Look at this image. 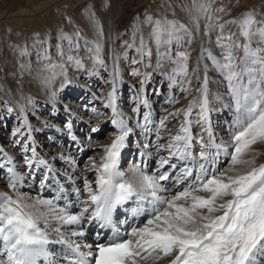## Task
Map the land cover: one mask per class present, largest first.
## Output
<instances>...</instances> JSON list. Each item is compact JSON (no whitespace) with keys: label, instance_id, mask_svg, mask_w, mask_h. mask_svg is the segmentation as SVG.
Listing matches in <instances>:
<instances>
[{"label":"snow or ice","instance_id":"6c2138e0","mask_svg":"<svg viewBox=\"0 0 264 264\" xmlns=\"http://www.w3.org/2000/svg\"><path fill=\"white\" fill-rule=\"evenodd\" d=\"M216 3L193 0L191 9L185 7L196 13L190 16L191 27L176 19L146 16L144 22L151 26L147 38L141 33L138 44L127 45L139 54L132 63L149 68L154 44L155 67L165 62L173 65L168 73L170 87L179 85L181 92L191 94L193 78L198 84L186 107L158 121L147 98L137 97L133 111L144 142L137 143L142 159L129 172L121 168V155L134 128L117 106L118 67L105 104L111 109L110 122L116 132L98 161L89 158L86 170L95 174V180L83 175L81 190L74 187L73 177H66L74 188L75 203L53 167L38 155L31 126L22 117L26 134L18 128L13 144L21 151L24 172L18 171L13 157L0 152L4 158L0 170L9 189L0 191V264H160L163 260L168 264H264V163H256L260 153L253 147L264 144V19L257 20L249 11L221 23L218 14L228 9L223 4L215 7ZM233 24L237 31L229 34ZM201 31L209 41L216 36L219 56L201 45L190 72V53L182 49ZM62 39L68 41V49L57 45L61 63L53 62L47 48L36 54L45 84L58 75L66 78L68 65L85 69L79 55L83 37L65 34ZM174 46L181 50L173 53ZM84 48L93 67H106L101 44L84 40ZM210 67L221 77L218 83L225 94L210 89ZM133 75L141 73L134 70ZM148 76L144 73L145 80ZM166 102L174 106L179 99L170 96ZM217 102L232 112L227 139L214 130ZM141 106L148 109L142 118ZM20 111H25V105ZM92 111L103 115L95 108ZM173 121L179 124L175 132L169 128ZM150 147L157 154L166 153L159 155L151 173L147 171ZM61 158L75 167L72 158ZM26 179L32 184L38 180L35 195L21 190ZM53 185L55 195L45 197L43 193ZM90 228L96 229L94 243L85 239Z\"/></svg>","mask_w":264,"mask_h":264},{"label":"rangeland","instance_id":"374dc122","mask_svg":"<svg viewBox=\"0 0 264 264\" xmlns=\"http://www.w3.org/2000/svg\"><path fill=\"white\" fill-rule=\"evenodd\" d=\"M41 1H43V3H44L45 1L48 2L49 0H0V10H2V11H15L18 8L30 9V7L34 3L41 2ZM97 1H99V0H97ZM244 1L245 0H221V2H222L221 4L225 5L227 8L232 9L234 18H237V17L239 18V16H241L243 13H245L250 8V5L252 3V0L249 2H246V1L244 2ZM109 2H110L109 9H112V10L116 9L117 5H120V4L124 5L125 9L128 11V14H126L127 19L135 18L136 15L134 13L140 7L139 6V0L138 1L137 0H109ZM221 4H220V6H221ZM55 7H57V5ZM54 8H52V9H54ZM77 8H79V6ZM254 8H256V7H253V9ZM130 9H132V10H130ZM77 10L78 9H76V11ZM261 13H262V15H264V10H262ZM220 14H222V13H219L218 15H220ZM71 15H72V13H71ZM260 19H261V16H259L257 18V20H260ZM201 28H203V22L201 24ZM68 30H69L68 28L63 30V32H64L63 36L65 34H69ZM234 32H236V31L234 30L233 33ZM79 34H80V36H83V33H79ZM200 35H201L199 37L200 39L198 38L199 40L197 42V45L195 46L194 57L189 60V62H190L189 71L190 72H191L192 68H194L196 65L197 58L200 54L201 45H203V47H205V48H210L213 51L212 46H211V42L209 41L208 37L203 36L202 31H201ZM139 36H140V34H139ZM136 41L139 42L137 37H135V42ZM57 44H58V39H56V37H51L49 40V44H48L49 51L52 53H53V51L55 52V45H57ZM61 44L63 46H65V48H68V43L66 41L61 42ZM103 48L104 47H102L101 55H102V58L105 60L106 67H100V66L93 67L92 66V68H91L90 63L83 60V63L85 64V69L80 70V69H77L74 65H68L67 66V77L65 78L64 76L58 75L56 77V79L53 80L51 83L55 84V85L59 84V86L62 87L63 90H66L68 92L75 91V89H72V88L77 86L78 80L79 79L82 80V78H83L82 75H85L87 72H89L90 68H91V70H92L91 72H93L94 74L97 72L98 73L100 72V74H101L100 78H98L99 76L97 75L95 77L96 81L91 82V83H93V85H92L93 91L96 94H100V92H105L108 95V93L112 91L113 71L115 68L114 61L109 60V58H108V53L110 51V53H112L111 55H113L114 49L110 48V49L105 50V48H104V50H103ZM176 48L177 47H175V49ZM115 49L118 50L117 51V59H118L117 60L118 61L117 67L119 69V79L116 81V88H117V95L120 97L118 99V103L120 104L119 109L122 112H124L130 118L129 123H131L130 125H132L133 127H135V125H136L135 121H137V118H138L137 113L133 111V108H135L137 106V97L138 96L143 95L144 97L147 98V100L149 101V104L151 105V110L153 113L154 120L158 121L161 117H164V115L166 116L168 114V112L174 111L177 108L186 107L188 102L193 99L194 95H196L195 90L198 87V84H197V81L195 80V78H193V80H192L191 94H186V93L181 92L179 85L170 87L171 81L168 79V73L171 70V68L173 67V65L169 62H165L163 67L156 68L155 67V63H156L155 47H153V55L151 58L152 67H149V68H144V66L142 64H140V65L133 64L132 60H127L125 58L126 57L125 56L126 50L124 49V46L121 45V46L116 47ZM129 51H130V54L132 56H134L133 53L135 50L130 48ZM6 52H9V49L6 50ZM32 52H33L32 56L34 54L35 55L37 54V51H32ZM16 53H17V51H16ZM79 53H81V50H79ZM136 55H138V53H135V56ZM16 56L18 57L20 55L17 54ZM52 56L55 57V55H52ZM8 57H10V56H7V53H6L5 58L7 59ZM57 59H58V61H57L58 64L61 63L60 57H58ZM137 59H139V58H137ZM90 61H92V59H90ZM13 66H14V64H13ZM3 67L6 70H8V66H2L1 68H3ZM17 67H18L17 70H19V72L15 73V76H16L15 78L14 77L10 78V81H11L10 84L16 86L18 92L19 91L22 92V94L27 99H28V97L32 98L31 101H33V104L40 105V107L43 106L42 110L39 109L38 106H36L35 109H36L37 116H35L33 114H30L28 116L29 120L34 123L31 125L32 126L31 127V129H32L31 134H32V137H34L33 141L36 145L38 155L41 158L47 160L49 164H51L49 162V161H51L50 160L51 158L58 160L56 162V165L53 167V169L56 171V173L58 174L57 175L58 178L60 179V181L63 184H65V186H68L65 182H69L66 179V177H68V176L74 177L75 176L74 174L77 172H78V174H76L75 177H77L79 179H81L83 175H86L90 180H95V174L91 171H87L86 165L89 163V158H95L98 161L100 156L103 155V151H102L103 146L107 145V143L109 144L111 142L110 138H114V134L116 132V129H115L114 125H112L110 122V120L112 118V113L110 114L111 110H109L108 108L107 109L104 108L103 110L98 109L97 111L100 113H103V116L101 115V117H100L101 119L97 118L96 113L93 112L92 109L93 108L96 109V107L99 108L100 107L99 106L100 101L97 99L96 100L95 99L90 100L92 94H89L90 97L86 98V99H85V97H81V94H83V91H85V87H82L81 88L82 91H80V92L75 91L74 93H67V92L60 93L59 96H61V98L58 97V99H57L58 102H57L56 106H49L47 103L41 102V100L39 99L40 94L37 91L35 92L34 89L31 88V87L36 88V86L40 87L41 85L44 86V84H45L44 82L39 83L38 81L35 80V78L34 79L32 78L30 80L31 75L41 76V70H38L37 72L31 74V73L27 72L24 67H22V66H17ZM97 67H98V69H97ZM134 70H138L141 73V75H139V76L133 75ZM211 70L212 69L210 67L209 73H208L210 80L212 81V79L214 77L218 80L217 81L215 78L213 79V81H212L213 83L210 86L211 90L214 93L219 91L220 94H222V95L225 94L226 89L223 87L222 84L220 85L218 83L220 81L219 74L216 71L212 70L213 71L212 72ZM54 71H56L58 73L60 71V69L57 68V69H54ZM144 73L149 74L147 80H145V78H144ZM213 74H214V76H213ZM215 75H217V76H215ZM79 76L82 78H78ZM87 81L89 82L88 79H86V82ZM142 81H144V82L142 83ZM7 82H3L4 87L6 89L9 88L7 85ZM33 82L35 83L34 86H33ZM87 87H91L90 83H88ZM170 96H175L179 99V103H177L178 105L175 104L177 107L175 105L170 106L166 102ZM34 97H36L37 99H34ZM79 97H81V98H79ZM67 98L70 99L71 101H74L75 103L79 104V106H73L72 104H66L67 105V109H66L65 107L62 106L61 101H63L64 99H67ZM59 100H60V103H59ZM92 103H95V104L90 106V104H92ZM7 104L8 103L3 98H0V152L6 153L8 156L12 155L13 158L16 159L15 161H16L17 166H18V171H21L23 173L24 172V164H23V160H22V155H21V151L19 149V146H14V144H13V141L17 138L16 136L13 135V133L18 128H21L23 131H25V134H26V128L23 126L22 115L20 113H18L16 106H12L13 107V108H11L12 111H9V109H7V110H4V112H3V109ZM217 104L219 107V111L214 112L212 114V118L214 119V122L218 121V128L216 130H220V132L225 131L223 133V136L226 137L225 139H227L228 138L227 137V132H228L227 128H228V125L231 123V120H232V112L229 111L228 108H224L222 106V102H217ZM165 109H167L168 111L165 112L164 111ZM67 110H70V111L76 110V111H78V114L81 113V116H79L78 118H80V120L82 122L86 123V126H87V127H83L81 129V131H78V133H77V135L79 136L78 138L82 139V140L77 144H74L76 139L74 141H71V139H70L72 132L69 130L68 123L65 120V118L69 115L68 114L69 112H67ZM59 111H62L61 112V113H63L62 116L60 118H55L54 114L55 113L59 114ZM147 111H148V109L141 106L140 107V117L142 118L143 114ZM28 113H29V111H28ZM65 115H66V117H65ZM46 116L52 117L53 120L59 122L60 126L62 125L61 127L65 132L64 137H58L57 136V137H55L56 138L55 140H50V138L49 139L46 138V137H50V135H48L47 134L48 131L45 130V128H46V126L44 125L45 123L41 122V119H45ZM40 117H41V119H40ZM104 117H108L110 119H106L107 120L106 121L103 119ZM85 119H90V121H92V122L85 121ZM99 120H102V121H99ZM133 120H135V121H133ZM97 121H99L98 124L100 126L97 134L93 133L92 131L87 132V130L93 128L94 122H97ZM53 123H55V122L53 121ZM53 123L52 124L46 123V124H49L50 127H52V126H54ZM178 127H179V124L176 121H173L169 125V128L171 129L172 132H175L178 129ZM225 127H226V129H225ZM53 128L54 127H52V129ZM94 128H96V127H94ZM39 129L43 130V131H41L42 133L39 134L41 136H39L37 134ZM34 131H35V133H34ZM49 131H52V130H49ZM135 131L139 132L138 127L135 128ZM55 132H56V130H55ZM74 134H76V133H74ZM137 134H139V133H137ZM53 135L56 136L55 134H53ZM167 135H168V133H166V132L162 133V136H164V137H166ZM37 136H38V138H37ZM59 136H61V134ZM60 138H63L62 144L60 142H58V140H62ZM129 139H130V144L126 150L131 151V150H134V148H135V152L133 151L134 155L136 156L135 158H139L140 156L138 154L140 151L136 146L137 140L135 139L134 136H131ZM72 140H73V137H72ZM104 142H107V143L103 144ZM150 143L154 145V143H155V136L154 135H152L150 137ZM253 147L257 152L260 153V155L256 158V163L257 164L264 163V144H257V145H254ZM136 150L138 151L137 154H136ZM73 151L76 152V154H72ZM147 151L152 152V156L150 157L151 158L150 161L152 160V162H151L152 164L150 163L151 165L148 166V170H147L149 173H151V172L155 171V169L157 167V161H158L159 155H166V153L161 152V153L157 154L154 147H150L149 149H147ZM133 152L130 153V156H132L131 158L129 157V155L123 156L121 158V168L123 170H125L126 172L130 171L131 168H129V166L132 165L133 159H135V158H133ZM61 156L72 158L75 161V167H73L69 163H66L65 160L61 158ZM3 159H4L3 156H0V162H3ZM141 159H142V157H141ZM140 161L141 160L134 161L133 163L136 164L135 162L138 163ZM226 165H227V162L225 161V164L222 165V167H224ZM3 175H4V170H0V191L8 192L9 189L6 186V180L2 178ZM37 177L38 178L40 177L39 172L37 173ZM30 184H32V181L26 179V183L21 190L22 191H30L31 194L35 195V193L37 191H39L38 180L35 184H32L31 188H29ZM53 188H54V185H53ZM43 195L45 197H52L55 195V193L52 190H48V192L45 191V193H43ZM163 261H167V260H163Z\"/></svg>","mask_w":264,"mask_h":264},{"label":"bare ground","instance_id":"6f19581e","mask_svg":"<svg viewBox=\"0 0 264 264\" xmlns=\"http://www.w3.org/2000/svg\"><path fill=\"white\" fill-rule=\"evenodd\" d=\"M245 1L249 2L251 0H245ZM41 2L34 3L30 7V9L18 8L15 11H2V10H0V98H3L9 104V105L7 104L4 107L3 112H4V110L13 108L12 106H16L18 113H20L22 115V117L26 116L27 123L30 126L34 123L29 120L28 116L30 114L37 116L36 109H35L36 106H38V108L41 110H42L43 106L40 107V105H35V104H33V101H32V103L29 104L28 100L29 99L31 100L32 98L28 97V99H27L22 94V92H20V91L18 92L17 87L10 84V82H11L10 78H12V77L15 78L16 77L15 73L19 72V70H17V68H18L17 66L24 67L26 69V71L31 73V74L37 72L38 70H41L42 66L38 62L36 55L34 54L32 56V54H33L32 51L43 52L45 50V48H47L49 50L48 44H49V40L51 37H56V39H58L57 45H60L61 47H63L65 49V51H67L68 48H65V46H63L61 44V42H63V41H66L68 43L67 40L62 39L63 33H64L63 30L68 28L69 34H67V36L72 37L73 39L76 38L77 33H83V36H81V37H83V39L80 40L81 53H79L80 56L83 57V60L90 63V67L92 68L93 61H90L91 56L86 52V50L84 48V40H88L90 42H95V43L101 44L102 47L105 48V50L113 48L114 49L113 55H111L112 53H110V51H109L108 58H109V60L114 61V65L116 68L117 64H118L117 63L118 62L117 61L118 60L117 59V51L118 50L115 48L118 46H121V45L124 46V49L126 50V52H125L126 57L125 58L127 60H133V59L139 58V56H138L139 54L135 56V53H137L136 51H134V53H133L134 56H132L130 54V51H129L130 48H128L127 45L133 44L135 42V37H137L139 40V34H141V33L145 36V38H147L148 34L151 31V26L144 22L146 16H152L154 19H160V18H167L170 20L176 19V20H179L185 24H188L189 27H191L192 25L190 23V16L196 14L194 11L189 12V11L183 10L185 7L187 9H191L192 5H193V0H139V6L140 7H139V9H137L135 11L134 14L136 16L133 19L132 18L127 19L126 14H128V11L125 9L124 5H122V4L117 5V8L114 10L109 9V6H110L109 0H99V1H97V0H49L48 2L47 1H45L44 3H43V1H41ZM221 3H222L221 0H217L215 7H219ZM56 5H57V7H55ZM78 6H79V8H77ZM253 7H256V8L253 9ZM52 8H54V9H52ZM75 8L78 10L76 11ZM227 9H228L227 12L220 14V17H221L220 22L221 23H223L226 20H233V18H234L232 9L231 8H227ZM130 10H132V9H130ZM262 10H264V0H252L250 8L246 12H249V11L254 12L256 15V19L259 16H261V19H264V15H262V13H261ZM71 13H72V15H71ZM93 14H94V17H93ZM241 16H239V18ZM234 19H238V17L234 18ZM101 29H102V32H101ZM234 30L237 31V26L235 24L230 26L229 34L233 33ZM200 36H201L200 33H198L196 35L195 41L190 45H185L184 49H182V50H185L188 53H190V59L194 57L195 46L197 45V42L200 39L199 38ZM215 41H216V36L213 35L211 37V41H210L211 46L213 49V53L215 55L219 56V49L216 47ZM135 43L138 44V41H136ZM57 45H55V52L54 51H53V53L50 51L49 52L51 53V55H55V57L52 56V60L54 63L58 64L57 58L59 56L56 54ZM151 47L153 49V47H155V45L152 44ZM175 47H177V48L175 49ZM104 48H103V50H104ZM8 49H9V52H6V50H8ZM172 50H173V53H175V51H178L181 49H179L178 46H174ZM16 51H17V53H16ZM6 53H7V56H10L7 59L5 58ZM17 54H19L20 56L17 57L16 56ZM13 64H14V66H13ZM189 64H190V62H189ZM2 66H8V70H6L4 67L1 68ZM91 68H90L89 72H87L85 75H82L83 78L80 76L78 77V78H82V80L79 79L77 86H75L72 89H75V91L80 92V91H82L81 88L85 87V91H83V94H81V97H85V99H86V98L90 97L89 94H92L90 100H93V99L96 100L97 99L100 101L99 102L100 107L99 108L96 107V110H98V109L103 110L105 108V104L107 102V96L108 95L105 92H100V94H96L93 91V88H92L93 83H91V82L96 81L95 77L97 75L99 76L98 78H100L101 74H100V72L99 73L97 72L94 74L93 72H91L92 71ZM97 69H98V67H97ZM213 76H214V74H213ZM215 76H217V75H215ZM32 78L33 79L35 78V80L38 81L39 83H43L41 76L31 75L30 80ZM86 79H88L89 82L88 81L86 82ZM213 79H212V81H213ZM219 79L221 80L220 76H219ZM3 82H7V85L9 87L8 89H6L4 87ZM88 83H90L91 87H87ZM212 83L213 82H211L209 87L212 85ZM34 84L35 83L33 82V86H34ZM31 88H33L35 92L37 91L40 94L39 99L41 100V102L47 103L49 106H56V104L58 102L57 101L58 97L61 98V96H59L60 93H62V92L74 93L75 92V91H70V90H69L70 92H68L66 90H63L62 87L59 86V84L55 85L52 83L51 84H44V86L41 85L40 87L36 86V88H34V87H31ZM81 97H79V98H81ZM119 98L120 97L117 95V106H118V108H120V104L118 103ZM34 99H37V98L34 97ZM61 102H62V106L65 107L66 109H67L66 104H72L73 106H79V104L75 103L74 101H71L68 98L64 99ZM59 103H60V100H59ZM93 104H95V103L90 104V106H92ZM21 105H25V111L23 113H21V111H20ZM109 110H111V109H109ZM28 111H29V113H28ZM61 112L62 111H59V114L55 113L54 117L60 118L63 114ZM67 112H69L68 113L69 115L67 114L68 115L67 117L65 115V117H66L65 120L67 121L68 125L71 124L70 131L72 132V135L70 136V139H71V141H74V139L72 140V137L74 136L76 139L74 144H77L82 140V139L78 138L79 137L77 135L78 131H81V129L83 127H87V126H86V123L82 122L80 120V118H78L79 116H81V113L78 114V111H76V110H72V111L67 110ZM111 113L112 112H110V114ZM100 117L101 116H97V118H100ZM108 117H104L103 119L104 120L110 119ZM40 119H41V117H40ZM53 121L55 123H53ZM85 121L92 122V121H90V119H85ZM99 121H102V120H99ZM99 121L94 122L93 128L96 127L99 129V127H100L98 124ZM133 121H135V120H133ZM212 121H213V124L215 126L214 130L218 133L219 136L224 137L223 133L225 131L220 132V130H216L218 128V121L214 122L213 118H212ZM41 122L45 123L44 124L46 126L45 130L48 131L47 134L50 135V137H46V138H48V139L50 138V140H55L56 139L55 137H57V136L58 137H64L65 136L64 135L65 132L61 127L62 125L60 126L59 122L53 120L52 117L46 116L45 119H41ZM46 123H49V124L53 123L54 126H52V127H54V128L52 129V127H50V125L46 124ZM129 124H131V123H129ZM135 124H136V121H135ZM130 126H132V125H130ZM133 128H134V133L132 136L135 137V139L137 140V143L142 144L144 142V137L141 135L140 128H138L139 132L135 131L136 125ZM41 129H39L38 132L36 131L38 135L42 133L41 131H43V130H41ZM225 129H226V127H225ZM49 130H52V131H49ZM55 130H56V132H55ZM89 131H91V129L87 130V132H89ZM97 132H93V133L97 134ZM34 133H35V131H34ZM74 133H76V134H74ZM137 133H139V134H137ZM53 134H55L56 136H54ZM60 134H61V136H59ZM39 136H41V135H39ZM37 138H38V136H37ZM224 138H226V137H224ZM60 139H62V140H58V142H60L62 144L63 138H60ZM110 139L112 140L113 138H110ZM106 143L107 142H104L103 144H106ZM133 151H135V148H134V150H131V151H128L125 149L121 155V158L123 156H126V155H129V157H130V153H132ZM139 151H140V149H139ZM72 154H76V152L73 151ZM136 154H137V152H136ZM10 157H13V156L10 155ZM135 157L136 156L133 154V158H135ZM150 159L151 158H148V166L152 162V160L150 161ZM50 160H51V161H49L51 163L50 165H52V167H54L58 160L54 159V158H51ZM139 160H141V156L139 158L133 159V162L139 161ZM133 162H132V165H134ZM135 163H137V162H135ZM131 166H129V168H131ZM76 174H78V172L75 173L74 175L76 176ZM75 176L73 177V179L75 181L74 187H79L82 190L83 189V179L82 178L79 179ZM57 178H58V176H57ZM65 183L68 185V186H65L67 188L68 192L72 194L71 200L73 203H75L76 198H75L74 188L69 186L70 185L69 182H65ZM54 188H55V185H54ZM54 188H52L51 190L54 191V193H55ZM46 192H48V190ZM85 196H86V194H85ZM61 203H63V201H61ZM91 230H92V228H90L89 234L86 237H91V238L93 237ZM160 264H168V262L162 261V262H160Z\"/></svg>","mask_w":264,"mask_h":264}]
</instances>
